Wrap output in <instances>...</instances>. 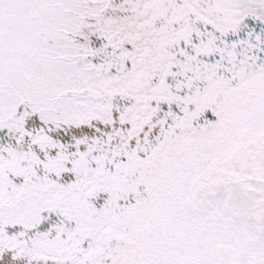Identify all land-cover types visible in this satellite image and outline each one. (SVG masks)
Wrapping results in <instances>:
<instances>
[{"label": "snow or ice", "instance_id": "snow-or-ice-1", "mask_svg": "<svg viewBox=\"0 0 264 264\" xmlns=\"http://www.w3.org/2000/svg\"><path fill=\"white\" fill-rule=\"evenodd\" d=\"M0 264H264V0H0Z\"/></svg>", "mask_w": 264, "mask_h": 264}]
</instances>
